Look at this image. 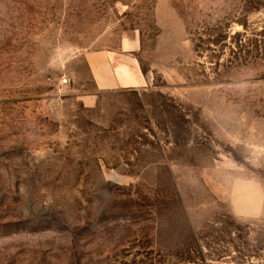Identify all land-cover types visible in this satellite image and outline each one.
<instances>
[{"label":"rangeland","instance_id":"1","mask_svg":"<svg viewBox=\"0 0 264 264\" xmlns=\"http://www.w3.org/2000/svg\"><path fill=\"white\" fill-rule=\"evenodd\" d=\"M0 264H264V0H0Z\"/></svg>","mask_w":264,"mask_h":264},{"label":"crops","instance_id":"2","mask_svg":"<svg viewBox=\"0 0 264 264\" xmlns=\"http://www.w3.org/2000/svg\"><path fill=\"white\" fill-rule=\"evenodd\" d=\"M140 47L141 38L132 35L123 37L117 50H101L87 54V62L96 85L100 89L144 87L148 78L136 55ZM241 201L235 206L239 215H250L258 208L257 206L254 211H247L244 206H240L243 201L247 202L246 198Z\"/></svg>","mask_w":264,"mask_h":264}]
</instances>
